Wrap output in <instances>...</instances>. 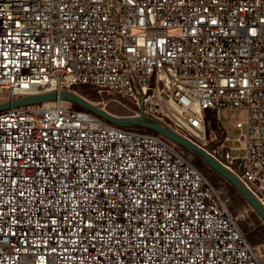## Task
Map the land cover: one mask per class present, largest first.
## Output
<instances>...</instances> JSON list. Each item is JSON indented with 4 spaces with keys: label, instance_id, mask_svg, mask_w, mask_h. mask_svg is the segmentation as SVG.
<instances>
[{
    "label": "built area",
    "instance_id": "built-area-1",
    "mask_svg": "<svg viewBox=\"0 0 264 264\" xmlns=\"http://www.w3.org/2000/svg\"><path fill=\"white\" fill-rule=\"evenodd\" d=\"M82 85L201 146L264 206V0H0V103ZM173 143L66 100L0 110V264H264Z\"/></svg>",
    "mask_w": 264,
    "mask_h": 264
},
{
    "label": "water",
    "instance_id": "water-1",
    "mask_svg": "<svg viewBox=\"0 0 264 264\" xmlns=\"http://www.w3.org/2000/svg\"><path fill=\"white\" fill-rule=\"evenodd\" d=\"M66 100L75 103L82 108L90 110L106 120L124 127L144 126L151 128L158 132L160 135L166 137L172 142L184 146L191 151L196 152L202 160L218 174L223 176L227 181L234 185L239 193L245 198L247 204L257 213L264 223V206L258 198L248 189V187L241 181V179L227 168L222 162L213 157L208 151L201 146L192 142L185 136L175 132L170 127L163 125L157 121L150 120L144 111L140 115H117L109 112L104 107L97 105L93 100L83 96L82 94L74 91H47L42 93L27 94L21 97L13 98L0 103V110L10 108L12 106H22L30 104H38L52 100Z\"/></svg>",
    "mask_w": 264,
    "mask_h": 264
},
{
    "label": "rangeland",
    "instance_id": "rangeland-1",
    "mask_svg": "<svg viewBox=\"0 0 264 264\" xmlns=\"http://www.w3.org/2000/svg\"><path fill=\"white\" fill-rule=\"evenodd\" d=\"M77 92L79 93V94H82L83 96H85V97H87L86 95H85V93H84V91L81 89V87H79L78 89H77ZM87 98H89V97H87ZM90 99V98H89ZM100 99H101V97H100ZM92 100V99H91ZM94 102H98L99 100H93ZM106 99L104 100V102H101V103H98L101 107H104L106 110H108L109 112H111V113H114V114H117V115H131V111L126 107V106H124L123 104H121V103H119V102H117L116 100H114V99H109L108 101H106ZM71 105L73 106V107H76V105H75V103H72L71 102ZM240 116V113L238 112V111H233L232 113H230V115H226V113H224V112H222L221 113V118L223 119V120H227V121H231V120H234V119H238V117ZM133 128H135V126H133ZM229 134H230V136L232 137V138H234V137H236V136H238L239 134H240V129L239 128H233V129H231V131L229 132ZM172 142V141H171ZM174 144V143H173ZM174 146H176L182 153H184V155L186 156V157H188L189 159L191 158L192 159V155L191 154H188V156L185 154V152H184V149L182 148V146L181 145H178V144H174ZM190 159V160H191ZM192 161V160H191ZM202 171L211 179V181L214 183V182H216V183H218V184H216L217 186H219L222 190H223V192H224V194L229 198V203H231L232 204V206L233 207H231L232 208V210H233V212H234V214H236V215H238L239 216V221H240V224L242 223V222H244L245 224H247L249 227H251V228H254L256 225V221H255V219H254V217L253 216H251L250 214L248 215V214H246L245 212H244V214H242L243 213V211H244V208L245 207H249L250 208V206L249 205H245V204H241V203H239V201L238 200H236V196H235V193H231L230 191H229V189H228V185L226 184V182H223V181H219V180H216V179H214V177H218V175L214 172V171H212L208 166H204L203 167V169H202ZM218 179V178H217ZM215 180V181H214ZM215 184V183H214ZM251 210H252V208H250ZM260 243H264V241H262V242H260ZM260 243H258V244H260ZM258 244H255V245H258Z\"/></svg>",
    "mask_w": 264,
    "mask_h": 264
},
{
    "label": "trees",
    "instance_id": "trees-1",
    "mask_svg": "<svg viewBox=\"0 0 264 264\" xmlns=\"http://www.w3.org/2000/svg\"><path fill=\"white\" fill-rule=\"evenodd\" d=\"M81 87V89L84 91L85 95L87 97H89L92 100H100V95L97 93L96 89L94 87L88 86V85H82L79 86ZM78 87V88H79ZM76 107L78 108H82L81 106L75 104ZM136 129L139 130H143V131H147V132H151V133H156L159 134L158 132H156L155 130L148 128V127H144V126H135ZM182 148L184 149L185 154L188 156V154H191L192 157V162L199 168V169H203L204 166H208L201 158V156L199 154H197L194 151H191L190 149L182 146ZM189 157V156H188ZM209 167V166H208ZM210 168V167H209ZM212 171H214L217 175H218V179L216 177H214V179L219 180V181H223L226 182V184L228 185V189L231 193H235V198L236 200L239 201V203L241 204H247V201L245 200V198L239 193V191L237 190V188L232 185L229 181H227L223 176H221L220 174H218L215 170H213L212 168H210ZM215 181V180H214ZM215 184H218L216 182H214ZM230 208L233 207L231 203H229ZM232 209V208H231ZM251 216L254 217L255 221H256V226L254 228L249 227L247 224H245L244 222H242L240 224L244 234L246 235L247 239L249 240V242L253 245L258 244L262 241H264V223L262 222L261 218L257 215V213L252 209L251 210Z\"/></svg>",
    "mask_w": 264,
    "mask_h": 264
},
{
    "label": "snow or ice",
    "instance_id": "snow-or-ice-1",
    "mask_svg": "<svg viewBox=\"0 0 264 264\" xmlns=\"http://www.w3.org/2000/svg\"><path fill=\"white\" fill-rule=\"evenodd\" d=\"M212 23H214V24H215V23H216V21H212Z\"/></svg>",
    "mask_w": 264,
    "mask_h": 264
}]
</instances>
